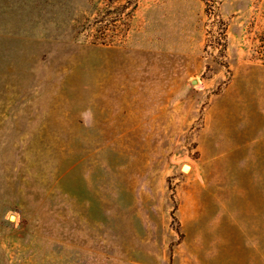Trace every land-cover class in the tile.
Returning <instances> with one entry per match:
<instances>
[{
    "label": "rangeland",
    "instance_id": "1",
    "mask_svg": "<svg viewBox=\"0 0 264 264\" xmlns=\"http://www.w3.org/2000/svg\"><path fill=\"white\" fill-rule=\"evenodd\" d=\"M260 29L264 0H0V264H264Z\"/></svg>",
    "mask_w": 264,
    "mask_h": 264
},
{
    "label": "trees",
    "instance_id": "2",
    "mask_svg": "<svg viewBox=\"0 0 264 264\" xmlns=\"http://www.w3.org/2000/svg\"><path fill=\"white\" fill-rule=\"evenodd\" d=\"M253 37L255 46L252 49V53L256 58L264 62V29H260Z\"/></svg>",
    "mask_w": 264,
    "mask_h": 264
},
{
    "label": "bare ground",
    "instance_id": "3",
    "mask_svg": "<svg viewBox=\"0 0 264 264\" xmlns=\"http://www.w3.org/2000/svg\"><path fill=\"white\" fill-rule=\"evenodd\" d=\"M189 168H190V164L187 163V162H184L183 165L181 166V169L184 172H187ZM9 218H10V220H15L16 219V216L14 214H11L10 213L9 214Z\"/></svg>",
    "mask_w": 264,
    "mask_h": 264
},
{
    "label": "water",
    "instance_id": "4",
    "mask_svg": "<svg viewBox=\"0 0 264 264\" xmlns=\"http://www.w3.org/2000/svg\"><path fill=\"white\" fill-rule=\"evenodd\" d=\"M190 82H191V83L196 82V79H192Z\"/></svg>",
    "mask_w": 264,
    "mask_h": 264
},
{
    "label": "crops",
    "instance_id": "5",
    "mask_svg": "<svg viewBox=\"0 0 264 264\" xmlns=\"http://www.w3.org/2000/svg\"><path fill=\"white\" fill-rule=\"evenodd\" d=\"M189 169H190V168H189ZM189 169H188V170H189Z\"/></svg>",
    "mask_w": 264,
    "mask_h": 264
}]
</instances>
